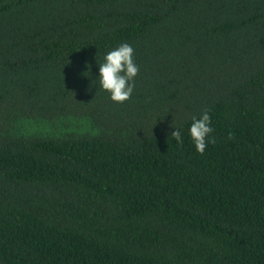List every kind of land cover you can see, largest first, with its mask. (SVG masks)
I'll use <instances>...</instances> for the list:
<instances>
[{"label":"trees","instance_id":"trees-1","mask_svg":"<svg viewBox=\"0 0 264 264\" xmlns=\"http://www.w3.org/2000/svg\"><path fill=\"white\" fill-rule=\"evenodd\" d=\"M0 264H264V0H0Z\"/></svg>","mask_w":264,"mask_h":264},{"label":"clouds","instance_id":"clouds-1","mask_svg":"<svg viewBox=\"0 0 264 264\" xmlns=\"http://www.w3.org/2000/svg\"><path fill=\"white\" fill-rule=\"evenodd\" d=\"M139 73L134 48L124 42L109 50L99 64L98 83L105 90L110 99L117 104H123L130 99L134 91L135 78ZM171 132L178 146L184 144L182 128L177 127ZM211 118L207 110H203L199 117L193 116L188 133L195 150L203 154L209 144L215 142L212 135Z\"/></svg>","mask_w":264,"mask_h":264}]
</instances>
